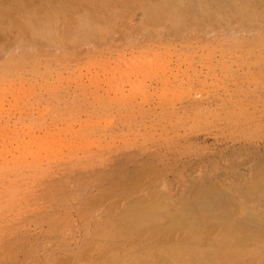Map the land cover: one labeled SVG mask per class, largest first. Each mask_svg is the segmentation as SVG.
I'll use <instances>...</instances> for the list:
<instances>
[{"label": "rangeland", "instance_id": "1", "mask_svg": "<svg viewBox=\"0 0 264 264\" xmlns=\"http://www.w3.org/2000/svg\"><path fill=\"white\" fill-rule=\"evenodd\" d=\"M157 197L264 264V0H0V264L157 259L101 229Z\"/></svg>", "mask_w": 264, "mask_h": 264}, {"label": "bare ground", "instance_id": "2", "mask_svg": "<svg viewBox=\"0 0 264 264\" xmlns=\"http://www.w3.org/2000/svg\"><path fill=\"white\" fill-rule=\"evenodd\" d=\"M15 21V20H13ZM13 139V138H12ZM53 144V143H51ZM66 146V145H65ZM89 148V147H87ZM49 154V153H48ZM115 185L111 186V184L109 185V189L108 190V194L110 198H113V192H112V188ZM129 191H125L124 195H126L128 197V195L126 194ZM132 193V192H131ZM123 194L120 195V197L123 199L126 198V196H124ZM131 195V194H130ZM226 195V194H225ZM125 197V198H124ZM130 197V196H129ZM120 198V201H121ZM212 198V197H211ZM151 199V198H150ZM143 200L141 202H128L127 206L123 207V208H117L113 209L112 207L108 208L106 210V214H105V220L102 223V228L103 230L106 231V233L110 236V239L112 241H107L105 243V246H110V247H114V242L113 241H118V243H120L119 238L121 236H127L123 240H129V238L134 237L135 238V242H142V247L144 248L145 255H151L150 253H154L155 250H157V255L156 258L157 259H150V257H147V259L138 262V263H133V264H220L224 258L227 257V253L226 251H222V250H216V251H205L203 249H200L197 245H184L183 244V240L180 241L178 238L176 240H174L172 238V234L170 235L171 237H167L165 235V233H167L166 231H169L170 229H172V227L176 226L178 223L177 221H170V219H173V215L169 214L170 212V208L172 205V201H170V199H168V201L165 198L162 197H157L156 200H154V198L152 200ZM175 200V198H174ZM119 201V200H118ZM119 201V202H120ZM88 202L89 201H83V204H86V206H88ZM116 202V201H115ZM146 202V203H145ZM175 202V201H174ZM123 203V202H122ZM121 204V202H120ZM201 204V203H200ZM215 204V203H214ZM220 204V203H219ZM202 205V204H201ZM201 205L200 209H201ZM212 205V204H211ZM216 205V204H215ZM197 206V205H196ZM205 206L202 205V207ZM163 207L166 210L167 213L163 214V212H165V210L163 209ZM169 208V209H168ZM226 208V207H225ZM237 208V206H236ZM213 209V208H212ZM215 209V207H214ZM190 211V210H189ZM192 211V210H191ZM199 211V210H197ZM216 211V210H215ZM236 212V211H234ZM250 212V211H249ZM193 213V211L191 212ZM203 213V211H202ZM190 214V213H189ZM233 214V213H232ZM252 214V213H251ZM235 215V214H234ZM254 217L256 214H253ZM205 216H203L204 218ZM210 217V216H209ZM238 217V216H237ZM242 217V216H241ZM240 217V218H241ZM248 217V214H247ZM231 218V217H230ZM239 218V219H240ZM251 220L253 219L252 216L250 217ZM187 219V218H185ZM206 219V218H205ZM214 219V218H213ZM181 220L183 221V218H181ZM180 220V221H181ZM238 220V218H237ZM254 220V219H253ZM258 220V219H257ZM206 221V220H205ZM229 221V219L227 220ZM256 221V219H255ZM264 222V220H262ZM184 222V221H183ZM187 222V221H186ZM238 223L241 221H237ZM247 222V221H246ZM254 222V221H253ZM257 222V221H256ZM258 222H260V220H258ZM196 223V222H194ZM151 224H156L155 228H156V233L158 235H160L161 239L154 244L155 247L153 246L151 247L150 245H147L146 242L149 240V238L146 237L145 232L149 233V230L146 231L147 229H150V225ZM208 223H206L207 225ZM255 224V222H254ZM257 224V223H256ZM261 225V223H259ZM252 225V224H251ZM259 225V226H260ZM52 226V224H51ZM54 226V225H53ZM52 226V227H53ZM199 226V225H198ZM247 226V225H246ZM245 226V227H246ZM254 226V225H252ZM200 227V226H199ZM244 227V229H245ZM262 227V226H261ZM243 228V227H242ZM256 228V227H255ZM194 229V228H193ZM193 229H189L186 233H188L189 237L191 239H194L195 241H199V237H198V232L193 230ZM198 229V228H197ZM200 229V228H199ZM198 229V230H199ZM219 229V228H218ZM217 229V230H218ZM237 229V228H236ZM232 230V229H231ZM219 231V230H218ZM235 232L237 230H234ZM233 231V232H234ZM240 231V230H239ZM238 231V232H239ZM258 231V230H257ZM233 233V234H237V233ZM244 232H246L244 230ZM248 232V231H247ZM232 233V232H231ZM240 233V232H239ZM256 233V232H255ZM254 233V234H255ZM245 234V233H242ZM186 235V234H185ZM215 237V234H213ZM241 235V234H240ZM239 235V236H240ZM252 235V234H251ZM261 235V234H260ZM230 236V235H229ZM235 236V235H234ZM242 236V235H241ZM257 236V235H256ZM182 237V236H180ZM210 237V236H209ZM236 237V236H235ZM254 237V236H251ZM186 238V237H185ZM184 238V239H185ZM234 238V237H233ZM237 238V237H236ZM241 238V237H240ZM242 238H245L244 236ZM247 238H249V236H247ZM188 240V238H186ZM186 239L184 242H186ZM235 239V238H234ZM233 239V240H234ZM254 239V238H253ZM252 239V240H253ZM164 240L166 241H170V242H165L163 244H161ZM213 240V237H212ZM240 240V239H239ZM244 240V239H243ZM248 240V239H247ZM255 240V239H254ZM207 241V240H205ZM208 241L211 242V240L208 239ZM246 241V240H244ZM97 242V240H96ZM95 242V243H96ZM204 242V241H203ZM202 242V243H203ZM242 242V241H241ZM57 243V242H56ZM206 243V242H204ZM203 243V244H204ZM85 246H89L93 244V241H85ZM187 244V243H186ZM228 244V243H227ZM240 244V243H239ZM236 245V246H239ZM249 244V243H248ZM254 244V243H253ZM234 245V247H235ZM200 246V245H199ZM206 246H208V243L206 244ZM96 247V245H95ZM205 247V246H203ZM247 247V246H246ZM117 248V247H116ZM209 248V247H208ZM236 248V247H235ZM214 249V248H213ZM87 251V249H85ZM241 250V249H238ZM82 251V250H81ZM89 252V251H88ZM214 252V253H212ZM238 252V251H237ZM82 253V252H81ZM87 253V252H86ZM105 253V252H104ZM245 253V252H244ZM242 253V255L244 254ZM83 255V254H82ZM104 255V254H103ZM119 257V258H118ZM116 256L115 254L112 255V257H109L105 260L104 264H132L131 262L128 263L125 259V257H121V256ZM71 259V258H70ZM100 259V258H98ZM83 260V259H82ZM157 260V261H156ZM70 261V260H69ZM94 261V260H93ZM96 262V261H95ZM58 264V263H57Z\"/></svg>", "mask_w": 264, "mask_h": 264}]
</instances>
